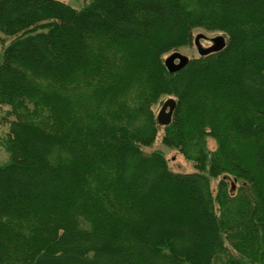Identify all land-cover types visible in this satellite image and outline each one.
Segmentation results:
<instances>
[{"label":"trees","instance_id":"obj_1","mask_svg":"<svg viewBox=\"0 0 264 264\" xmlns=\"http://www.w3.org/2000/svg\"><path fill=\"white\" fill-rule=\"evenodd\" d=\"M196 28L226 46L168 72ZM0 32V264H264V0H0Z\"/></svg>","mask_w":264,"mask_h":264},{"label":"rangeland","instance_id":"obj_2","mask_svg":"<svg viewBox=\"0 0 264 264\" xmlns=\"http://www.w3.org/2000/svg\"><path fill=\"white\" fill-rule=\"evenodd\" d=\"M64 1L70 3L73 7L79 9L84 4H86L89 0H64ZM198 33H204L210 37L216 36L218 34H224L221 31H209V30H206L204 28H196L194 30V38ZM12 39H13V37L6 36L0 32V62L2 60V55H3V51H4L5 47L7 46V44H9V42ZM202 43L206 46L209 45V42H207L205 40H202ZM177 50L179 52L187 55L190 58L198 57L195 42H193V44L191 46H183V47L178 48ZM169 54L170 53H167L165 55V57H167ZM169 97L170 96L163 97L162 100L154 106L153 109H154L156 114L160 110L163 102ZM7 111H8L7 106H2L0 109V164L5 163L9 159V154L6 151V149L4 148L3 142H2V139L5 137V135L8 131L9 124H10L11 120L13 119L12 116H10L6 113ZM4 116H6V117H4ZM162 135H163V130L161 128L155 142L153 143V145L144 146L143 150L147 153H150V152L155 151V150L163 151L166 158L168 159V165H169L170 169L175 171V172H182V173L194 172L196 170L194 167V163L192 161L186 159L178 149L165 146L162 143ZM207 145H208L209 150H215L216 146H217L216 141L211 137H209L207 139ZM210 181H211V188H212L213 192H216L219 178H216V179L211 178ZM232 184H233V179L231 181H229V185L231 186ZM241 184H242V181H238V182L236 181L235 187L238 185H241Z\"/></svg>","mask_w":264,"mask_h":264},{"label":"water","instance_id":"obj_3","mask_svg":"<svg viewBox=\"0 0 264 264\" xmlns=\"http://www.w3.org/2000/svg\"><path fill=\"white\" fill-rule=\"evenodd\" d=\"M202 40L209 42V45H204ZM194 42L197 48V54L200 57L222 50L227 44V39L225 34L210 37L204 33H198L195 36ZM189 60L190 57L176 50L165 58L164 63L168 72L174 73L184 68ZM176 105L177 102L174 97H169L164 101L157 113V120L161 125H167L171 122Z\"/></svg>","mask_w":264,"mask_h":264}]
</instances>
